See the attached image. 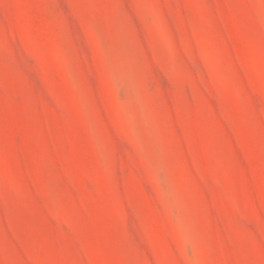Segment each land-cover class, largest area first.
I'll list each match as a JSON object with an SVG mask.
<instances>
[{
	"label": "rangeland",
	"instance_id": "374dc122",
	"mask_svg": "<svg viewBox=\"0 0 264 264\" xmlns=\"http://www.w3.org/2000/svg\"><path fill=\"white\" fill-rule=\"evenodd\" d=\"M0 264H264V0H0Z\"/></svg>",
	"mask_w": 264,
	"mask_h": 264
}]
</instances>
